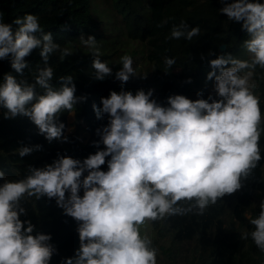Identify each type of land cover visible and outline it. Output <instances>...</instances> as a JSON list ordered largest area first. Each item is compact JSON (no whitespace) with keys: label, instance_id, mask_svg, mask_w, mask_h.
I'll return each instance as SVG.
<instances>
[{"label":"clouds","instance_id":"obj_1","mask_svg":"<svg viewBox=\"0 0 264 264\" xmlns=\"http://www.w3.org/2000/svg\"><path fill=\"white\" fill-rule=\"evenodd\" d=\"M219 2L218 12L230 22L241 23L246 32L248 38L241 46L248 59L224 53L208 61L212 70L206 79L214 80L215 96L209 94L205 99L197 92L200 98L191 100L170 95L167 106H162L152 99L151 89L135 94L110 91L108 97H101L102 107L93 104L97 119L108 117L107 124L97 129L94 154L81 160L58 153L50 164L29 166L18 180L6 179L0 170V264H50L57 251L50 234L36 232L31 219H21L28 216L21 203L28 198L55 199L64 215L78 224L79 247L60 264H157L158 250L141 234L146 222L190 213L204 215L210 205L241 189L242 180L252 175L262 159L259 141L264 116L254 77L264 79V3ZM200 35L198 25L189 28L181 21L172 26L168 39L190 42ZM79 41L86 54L93 56L94 78L103 81L113 76V69L101 60L96 38L81 35ZM33 50H38L44 65L36 68L33 82L18 80L11 73L0 81L3 117H27L49 144L53 140L66 143L59 114L75 116L74 106L86 98L74 95L72 75L59 77L61 86L53 87L54 69L49 60L59 53L63 62L73 49L54 43L36 15L25 14L12 24L0 15V60H9L11 69L23 77L29 68L25 58ZM208 55L216 54L210 51ZM118 63L121 67L114 73L115 80L124 84L137 76L130 55H122ZM164 64L171 69L176 60L166 56ZM40 150L42 145L37 144L15 151L25 157ZM106 163L104 171L101 166ZM181 201L189 203L182 206ZM258 207V215L249 218L253 230L243 232L241 238L250 237L264 253V199Z\"/></svg>","mask_w":264,"mask_h":264},{"label":"trees","instance_id":"obj_2","mask_svg":"<svg viewBox=\"0 0 264 264\" xmlns=\"http://www.w3.org/2000/svg\"><path fill=\"white\" fill-rule=\"evenodd\" d=\"M105 5L96 10L94 0H0V15L5 23L12 24L17 17L25 14L36 15L44 32H51L53 42L73 49L74 53L59 60V53L50 57L49 65L54 69L53 87L59 88V77L72 75L76 86L74 95L85 97L78 102L75 116L67 112L59 114L58 121L65 124L64 135L68 142L53 140L50 144L27 117L5 119V110L0 108V170L8 180L22 179L28 167H43L57 158V154L83 160L98 149L93 141L99 139L97 129L108 122L107 115L97 119L93 104L101 106V97H108L110 91L120 92L153 90V97L162 106H167L170 95L188 96L192 92L204 93L214 85L206 79L212 69L208 63L217 55L231 53L234 57L248 59L242 48L247 39L241 23L230 22L226 15L218 12L222 7L219 0H96ZM264 3V0H258ZM167 21L162 27L157 25ZM181 21L189 28L201 29V35L192 41L168 39L171 28ZM109 25V26H108ZM108 26V27H107ZM17 26L13 24L15 29ZM115 31L129 39L137 40L146 47V78L122 84L115 80L114 73L119 63L113 67V76L103 81L92 79L93 56L81 49L79 37L94 36L100 44L106 34ZM107 32V33H106ZM39 35V34H38ZM72 42V43H69ZM224 45L223 49L220 46ZM216 55L209 56V52ZM204 59H201V56ZM174 58L176 64L167 69L164 57ZM111 55L102 54L101 60ZM29 68L20 77L11 69L9 60H0V81L5 73L17 79L33 82L36 68L44 67L38 50L25 58ZM165 71H168L167 73ZM260 69H257L259 72ZM190 79V83L188 82ZM257 79L254 90L260 97V107L264 116V79ZM42 94V89L37 88ZM213 96H215L213 92ZM71 129V131H69ZM42 145V150L19 157L15 151L21 146ZM262 159L252 175L242 180L240 190L226 195L210 205L204 215L166 216L164 219L148 221L157 231L159 239L167 238V246L161 245L151 236V246L159 249L157 264H264V253L255 246L252 239H242L241 234L253 230L249 218L259 213V203L264 199V133L259 141ZM100 148L104 146L101 144ZM109 158H106V161ZM102 170L107 171V163ZM87 175V173H85ZM2 183V182H0ZM67 195V194H66ZM80 195H83L81 190ZM28 216L36 225V232L50 234L51 244L56 248L50 264H60L62 258L71 257L79 247L77 222L57 206L55 199L42 198L23 200ZM189 202L181 201L182 206ZM35 234V233H34ZM143 235V231L141 230ZM157 249V250H158Z\"/></svg>","mask_w":264,"mask_h":264},{"label":"rangeland","instance_id":"obj_3","mask_svg":"<svg viewBox=\"0 0 264 264\" xmlns=\"http://www.w3.org/2000/svg\"><path fill=\"white\" fill-rule=\"evenodd\" d=\"M94 2L96 4L95 8L97 11L100 10L105 5L107 6L106 3H104L105 5H101L102 3L99 4L96 0H94ZM124 34H117L115 31H111L109 35L106 34V36L102 39L100 44L98 43L102 54L111 55V57L103 61L107 62L109 64V67L113 69V67L116 66V64L119 62V58L122 55H125V54L130 55L133 58V68L136 70L137 76L131 77L128 82H133V81L142 82L144 81L143 76H146L145 72H146L147 64H146V61L144 60V57L146 55V47L143 43L137 40L129 39ZM80 50L87 51L82 45H81ZM89 70L92 73V79L96 80L94 78L95 70L93 68ZM133 92L136 93V91H133ZM196 93L197 92H192L188 96V98L191 100H196L200 98V97H197ZM209 94L213 95V85L209 86L206 89V91L203 93L202 98L207 99ZM141 230L143 231V235H146L149 239H151V236H155L157 237L161 245H163L164 247L167 246L168 244L167 238L159 239L157 231L152 229L147 222L141 227ZM158 252H159V249H158Z\"/></svg>","mask_w":264,"mask_h":264},{"label":"water","instance_id":"obj_4","mask_svg":"<svg viewBox=\"0 0 264 264\" xmlns=\"http://www.w3.org/2000/svg\"><path fill=\"white\" fill-rule=\"evenodd\" d=\"M223 47H224V45H221V46H220V49H223Z\"/></svg>","mask_w":264,"mask_h":264}]
</instances>
